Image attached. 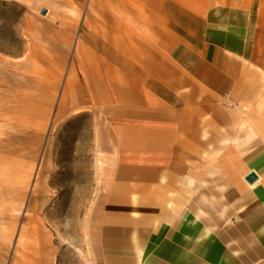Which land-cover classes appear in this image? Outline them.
Wrapping results in <instances>:
<instances>
[{
  "label": "crops",
  "instance_id": "obj_1",
  "mask_svg": "<svg viewBox=\"0 0 264 264\" xmlns=\"http://www.w3.org/2000/svg\"><path fill=\"white\" fill-rule=\"evenodd\" d=\"M15 1L53 33L16 75L94 122L92 264H264V0Z\"/></svg>",
  "mask_w": 264,
  "mask_h": 264
},
{
  "label": "rangeland",
  "instance_id": "obj_2",
  "mask_svg": "<svg viewBox=\"0 0 264 264\" xmlns=\"http://www.w3.org/2000/svg\"><path fill=\"white\" fill-rule=\"evenodd\" d=\"M40 15L0 0V264H92L87 214L101 185L92 117L58 109L49 66L16 75L33 33L45 46L53 36Z\"/></svg>",
  "mask_w": 264,
  "mask_h": 264
},
{
  "label": "water",
  "instance_id": "obj_3",
  "mask_svg": "<svg viewBox=\"0 0 264 264\" xmlns=\"http://www.w3.org/2000/svg\"><path fill=\"white\" fill-rule=\"evenodd\" d=\"M42 14H45V9L41 10ZM245 179L249 182V183H253L256 179H257V175L254 172H250L246 175Z\"/></svg>",
  "mask_w": 264,
  "mask_h": 264
}]
</instances>
